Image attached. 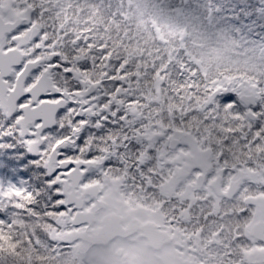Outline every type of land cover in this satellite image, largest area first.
Here are the masks:
<instances>
[{
    "label": "snow or ice",
    "instance_id": "snow-or-ice-1",
    "mask_svg": "<svg viewBox=\"0 0 264 264\" xmlns=\"http://www.w3.org/2000/svg\"><path fill=\"white\" fill-rule=\"evenodd\" d=\"M0 264H264V0H0Z\"/></svg>",
    "mask_w": 264,
    "mask_h": 264
}]
</instances>
